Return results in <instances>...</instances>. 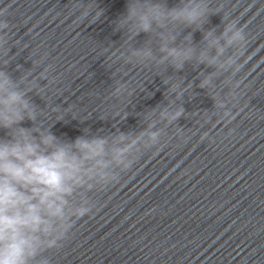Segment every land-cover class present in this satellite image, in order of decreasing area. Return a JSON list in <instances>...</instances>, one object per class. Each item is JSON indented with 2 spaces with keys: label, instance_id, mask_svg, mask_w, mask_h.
<instances>
[{
  "label": "water",
  "instance_id": "1",
  "mask_svg": "<svg viewBox=\"0 0 264 264\" xmlns=\"http://www.w3.org/2000/svg\"><path fill=\"white\" fill-rule=\"evenodd\" d=\"M209 2L220 14L205 29H219L226 17L247 34L232 83L213 81L230 101L221 112L198 87L210 68L126 62L128 50L148 39L127 40L115 29L126 0H0L8 23L0 28V66L13 79L35 81L30 101L54 135L71 141L87 129L133 142L149 130L162 133L148 150L137 145L117 180L72 197L90 210L43 254L50 264H264V0ZM191 38L198 45L201 32ZM117 83L126 86L119 96ZM172 83L191 87L176 101L183 114L163 122L153 110L173 99Z\"/></svg>",
  "mask_w": 264,
  "mask_h": 264
},
{
  "label": "clouds",
  "instance_id": "2",
  "mask_svg": "<svg viewBox=\"0 0 264 264\" xmlns=\"http://www.w3.org/2000/svg\"><path fill=\"white\" fill-rule=\"evenodd\" d=\"M216 14L219 10L210 7L209 0H176L171 7L167 0H126L125 12L116 20L115 29L122 30L127 40L141 34L148 39L128 50L124 59L167 66L177 72L185 65L210 68L207 74H199L202 78L198 87L208 92L213 107L221 112L230 101L216 94L213 81L223 76L224 83H232L240 70L238 50L247 34L226 17L219 29H205L208 18ZM100 15L98 10L91 19ZM88 17L89 13L84 18ZM7 27L8 23L0 19V28ZM185 29L189 31L178 42ZM195 31L201 32L198 45L192 43ZM3 48L0 43V51ZM6 66H0V264H50L43 254L58 249L73 220L90 210L86 200L73 204L72 197L78 191L117 180L118 173L131 166L137 145L148 150L160 143L162 133L149 130L138 141L129 142L122 133L109 139L84 129L71 141L61 139L43 124L41 113L30 101L28 94L35 81L13 79L3 70ZM48 70L45 67L39 73L40 79ZM190 87L172 83L167 88L168 95L174 97L158 111L153 110L159 120L177 121L183 109L176 101ZM125 89L117 83L113 95L119 96ZM232 93L237 103L238 95ZM24 121L32 126L23 127Z\"/></svg>",
  "mask_w": 264,
  "mask_h": 264
}]
</instances>
